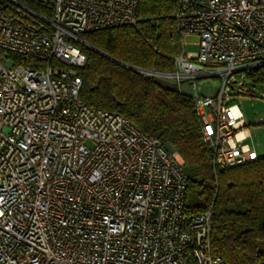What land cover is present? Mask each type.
<instances>
[{"label": "built area", "instance_id": "obj_1", "mask_svg": "<svg viewBox=\"0 0 264 264\" xmlns=\"http://www.w3.org/2000/svg\"><path fill=\"white\" fill-rule=\"evenodd\" d=\"M138 2L0 0V264H227L212 209L185 207L180 154L80 98L81 36L134 26ZM175 20L197 51L183 42L169 73L133 70L189 81L214 172L260 159L231 100L264 67V0H178ZM204 78L215 96L197 93Z\"/></svg>", "mask_w": 264, "mask_h": 264}, {"label": "trees", "instance_id": "obj_2", "mask_svg": "<svg viewBox=\"0 0 264 264\" xmlns=\"http://www.w3.org/2000/svg\"><path fill=\"white\" fill-rule=\"evenodd\" d=\"M177 5L178 0H139L134 26L82 35L87 45L79 44L86 57L78 71L80 98L121 114L180 154L187 175L185 207L195 214L212 209L210 239L216 254L227 264H264V156L214 172L191 95L133 70H174L183 50ZM246 76L252 88H264V67Z\"/></svg>", "mask_w": 264, "mask_h": 264}, {"label": "rangeland", "instance_id": "obj_3", "mask_svg": "<svg viewBox=\"0 0 264 264\" xmlns=\"http://www.w3.org/2000/svg\"><path fill=\"white\" fill-rule=\"evenodd\" d=\"M187 37H185L183 40L184 52L187 54L197 51V46L193 44L195 43L196 39L190 36ZM188 82L189 81H185L179 85L175 84V87L182 93L190 95L192 93V90ZM194 82L197 85L196 91L201 96L213 97L217 94L221 86V81L217 78H204L194 80ZM251 90L252 92L246 95H234L232 97L231 104L238 105L245 118V128L250 129L254 132L255 129L264 127V125H259L260 120L264 121V98L260 97V91L258 89L252 88ZM261 92L264 93V88H262ZM247 143H250V145H252V139L250 138ZM261 146V150L264 151V140L261 141Z\"/></svg>", "mask_w": 264, "mask_h": 264}, {"label": "crops", "instance_id": "obj_4", "mask_svg": "<svg viewBox=\"0 0 264 264\" xmlns=\"http://www.w3.org/2000/svg\"><path fill=\"white\" fill-rule=\"evenodd\" d=\"M183 40H184V38H183ZM242 134L243 135L244 134L250 135V138L252 139V146H253L254 150L256 151V153L259 156H264V151L261 150V148H262L261 141L264 140V127L260 128V129L259 128L255 129L254 132L251 131L250 129L245 128L244 131L242 132ZM253 134H254V137H253ZM250 138H249V140H250ZM255 138H256V141H255Z\"/></svg>", "mask_w": 264, "mask_h": 264}, {"label": "water", "instance_id": "obj_5", "mask_svg": "<svg viewBox=\"0 0 264 264\" xmlns=\"http://www.w3.org/2000/svg\"><path fill=\"white\" fill-rule=\"evenodd\" d=\"M166 146H167V148H168L170 151H174L173 148H171V146H169V145H166Z\"/></svg>", "mask_w": 264, "mask_h": 264}, {"label": "bare ground", "instance_id": "obj_6", "mask_svg": "<svg viewBox=\"0 0 264 264\" xmlns=\"http://www.w3.org/2000/svg\"><path fill=\"white\" fill-rule=\"evenodd\" d=\"M187 39H188V37H187Z\"/></svg>", "mask_w": 264, "mask_h": 264}]
</instances>
